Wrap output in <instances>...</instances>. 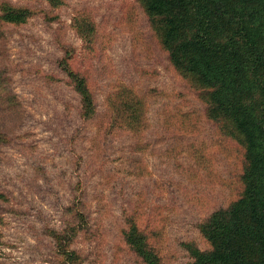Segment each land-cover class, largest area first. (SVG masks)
Listing matches in <instances>:
<instances>
[{
	"label": "trees",
	"instance_id": "16d2710c",
	"mask_svg": "<svg viewBox=\"0 0 264 264\" xmlns=\"http://www.w3.org/2000/svg\"><path fill=\"white\" fill-rule=\"evenodd\" d=\"M46 1L53 10L64 4V0ZM132 1L145 21L141 36L148 37L149 58L158 50L181 87V97L170 107L165 105L168 93L154 80L160 70L142 62L147 59L140 54L142 45L137 40L133 72L124 81L117 80L115 90L107 91L99 103L95 75L75 65L76 46L65 39L60 15L42 4L0 0V157L12 140L3 115L16 120L24 116L21 98L13 90L15 72L6 47L9 27L42 16L48 24L58 23L54 41L62 54L56 63L61 81L78 99L66 103L68 114L76 113L94 130L90 139L94 152L106 142L119 141L122 146L120 153L114 152L117 165L109 181L116 172L143 181L156 151L157 143L147 141V132L152 128L150 112L157 105H165L164 127L171 134L163 139L168 147L172 145L160 151H170L175 163L182 165L187 154L188 162L196 164L188 169L195 175L214 171L212 145L202 150L192 143L196 132L190 128L196 114L227 148L226 160L236 163L234 176L222 180L220 202L207 201L208 211L194 223L195 235L181 242V264H264V0ZM72 21L73 30L92 52L98 29L93 8L75 10ZM176 139L180 148L174 145ZM72 189L75 194L63 206V227L47 228L46 234L53 240L59 264H86L78 240L90 233L89 204L82 181ZM8 195L0 189V200L8 201ZM142 208L137 201L121 210L117 239L123 255L131 257L133 264H172L156 231L153 234L146 224ZM4 223L0 213V244Z\"/></svg>",
	"mask_w": 264,
	"mask_h": 264
},
{
	"label": "rangeland",
	"instance_id": "374dc122",
	"mask_svg": "<svg viewBox=\"0 0 264 264\" xmlns=\"http://www.w3.org/2000/svg\"><path fill=\"white\" fill-rule=\"evenodd\" d=\"M36 1L13 0L53 10L46 0ZM84 6L93 8L98 24L92 52L71 25L75 10ZM53 12L62 19L59 24L65 29V39L76 46L75 65L95 75L99 103L107 91L115 90L117 80L124 81L126 74L133 72L136 40L142 45L140 54L147 59L142 62L160 70L159 79L154 80L168 93L165 105L170 107L181 97L179 82L166 70L161 53L155 50L149 58L148 37L141 36L145 21L132 0H64ZM57 27L58 23L48 24L42 16L9 27L6 47L15 72L13 90L21 98L24 116L16 120L3 115L4 124L12 129V140L1 149L0 157V189L9 194L8 201L0 200L5 221L0 264H59L46 229L63 227V206L75 194L72 185L78 180L85 186L89 204L90 233L78 240L86 264H133L131 257L123 255L117 234L123 222L121 210L137 201L143 205L146 224L153 228V234L156 231L172 264H181V242L195 235L194 223L208 211L207 201L220 202L224 196L220 191L222 180L234 176L236 163L226 160L227 148L213 137L210 126L202 125V117L197 114L190 128L196 132L192 143L202 150L212 145L209 155L212 165L216 163L214 171L195 175L188 169L196 164L188 162L187 154L182 165L175 163L170 151H160L172 145L168 147L163 139L171 134L164 127L165 105H157L150 112L152 128L147 132V141L157 143L156 151H152L143 181L123 172L114 173L109 181L108 175L117 165L114 152L120 153L122 146L119 141L106 142L94 152L90 140L94 130L76 113L68 114L66 103L75 104L78 99L61 81L63 75L56 60L62 52L54 41ZM178 141L174 145L180 148Z\"/></svg>",
	"mask_w": 264,
	"mask_h": 264
}]
</instances>
